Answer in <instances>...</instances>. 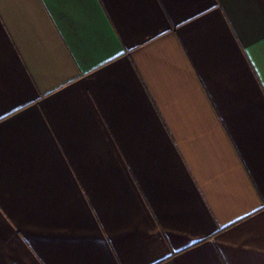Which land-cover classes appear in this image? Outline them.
I'll list each match as a JSON object with an SVG mask.
<instances>
[{
  "label": "crops",
  "instance_id": "crops-1",
  "mask_svg": "<svg viewBox=\"0 0 264 264\" xmlns=\"http://www.w3.org/2000/svg\"><path fill=\"white\" fill-rule=\"evenodd\" d=\"M0 264H264V0H0Z\"/></svg>",
  "mask_w": 264,
  "mask_h": 264
}]
</instances>
